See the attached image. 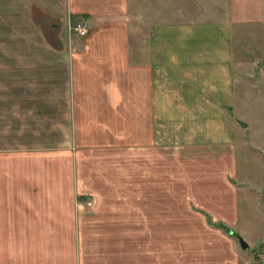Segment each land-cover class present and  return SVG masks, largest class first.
Instances as JSON below:
<instances>
[{
    "label": "rangeland",
    "instance_id": "1",
    "mask_svg": "<svg viewBox=\"0 0 264 264\" xmlns=\"http://www.w3.org/2000/svg\"><path fill=\"white\" fill-rule=\"evenodd\" d=\"M56 1L0 0V264H120L121 256L128 264H264V0H132L127 13L114 6L64 18ZM226 15L235 20L234 101L224 111L233 140L155 155L169 167H153L152 180L149 172L147 197L167 203V219L150 224L147 239L112 219L118 230L97 204L130 196L132 141L138 127L149 133L135 110L148 79L122 71L146 66L134 56L149 59L151 24ZM95 40L102 62L86 67L83 50ZM125 40L123 62L121 48H106ZM106 53L120 56L118 66ZM116 88L128 104H114ZM196 209L227 228L206 224Z\"/></svg>",
    "mask_w": 264,
    "mask_h": 264
},
{
    "label": "crops",
    "instance_id": "2",
    "mask_svg": "<svg viewBox=\"0 0 264 264\" xmlns=\"http://www.w3.org/2000/svg\"><path fill=\"white\" fill-rule=\"evenodd\" d=\"M207 4L211 8L210 12H215V16H218V11H213L211 7H218L217 3ZM114 6L117 8L113 11L114 14H122L123 7L125 13L129 8L134 7L132 0L129 5L126 0H57L53 2L51 8L63 18L69 13L98 17L105 15L103 13L106 11L108 13L107 7ZM226 16L225 19L212 21L183 20L176 23H156V25L151 22L152 37L147 40L149 59L143 60V54L138 51L134 56L135 62L144 61L146 66L136 65L135 69L122 71V73L129 72L131 79L140 77L148 79L146 97L143 94L141 99L135 100L137 101L135 110L139 111L143 125L145 120L148 121L145 127H149V133L144 135L141 132L142 126L138 127L132 141L137 144L136 151L133 152L138 157L130 159L128 163L130 170L137 175L130 196H121L120 199L105 198L99 200L97 206L103 212H111L113 218L104 219H110L111 221L106 222H113V227L118 229L116 222L120 221L122 224L130 223L136 230H141L136 234V238L153 237V233L147 231L150 224L162 222L164 216L167 219V203L147 197V192L153 188L150 180L156 177L152 168L158 165L163 169L169 167L168 163H163L164 159L161 161L158 157L153 162L155 155H161L163 158L165 155L163 152H166L165 158L170 159L168 151L164 148L182 150L185 147L192 148L200 142L203 144L216 142L221 145L219 141L229 146L228 142L233 140L232 132L227 130L224 111L234 101L232 46L235 20L229 15ZM86 43L87 48H84L82 54V58L87 59L86 67L101 64V56L96 51L100 50V42L95 40L92 46L89 42ZM114 46L117 47V55H120V48L123 50L121 54H123V62H126V58L131 55L127 40L119 46L115 43L107 46L106 51L109 48L113 49ZM106 55L110 57L109 63H113L114 66H118L121 62L120 56L116 61L115 54L106 53ZM136 74L140 75L136 77ZM116 96L115 102L113 101L115 105L128 104L119 89ZM156 151L162 153H155ZM149 172L150 180L147 178ZM166 175L168 176V173ZM80 196L82 197L83 194ZM196 211L204 215L208 225L220 228L216 223H223L214 221L204 210L196 209ZM143 231L145 234H142ZM112 232L115 236L121 233L116 229ZM72 235L75 237V234ZM117 244L115 240L110 244L113 245V251ZM71 259L70 251H67V261L70 263ZM85 264H96V262H92V258L89 260L86 258ZM120 264H128L125 256H121Z\"/></svg>",
    "mask_w": 264,
    "mask_h": 264
},
{
    "label": "built area",
    "instance_id": "3",
    "mask_svg": "<svg viewBox=\"0 0 264 264\" xmlns=\"http://www.w3.org/2000/svg\"><path fill=\"white\" fill-rule=\"evenodd\" d=\"M73 29L75 30V33L80 36L86 32V27L81 22H77Z\"/></svg>",
    "mask_w": 264,
    "mask_h": 264
},
{
    "label": "water",
    "instance_id": "4",
    "mask_svg": "<svg viewBox=\"0 0 264 264\" xmlns=\"http://www.w3.org/2000/svg\"><path fill=\"white\" fill-rule=\"evenodd\" d=\"M241 123V126H246V123L245 122H240ZM229 233H231V230H229ZM238 241L241 245L242 248H246L247 247V242L241 237V236H238Z\"/></svg>",
    "mask_w": 264,
    "mask_h": 264
},
{
    "label": "trees",
    "instance_id": "5",
    "mask_svg": "<svg viewBox=\"0 0 264 264\" xmlns=\"http://www.w3.org/2000/svg\"><path fill=\"white\" fill-rule=\"evenodd\" d=\"M216 225H217L218 227H221V228H227V227L225 226V224H224V223H221V222L216 223Z\"/></svg>",
    "mask_w": 264,
    "mask_h": 264
}]
</instances>
